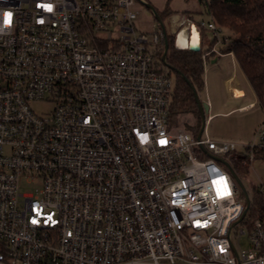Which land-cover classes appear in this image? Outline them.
<instances>
[{"label":"built area","instance_id":"1","mask_svg":"<svg viewBox=\"0 0 264 264\" xmlns=\"http://www.w3.org/2000/svg\"><path fill=\"white\" fill-rule=\"evenodd\" d=\"M138 3L0 0V264H264V184L249 227L238 146L174 125L165 26L153 54ZM175 23L212 34L204 62L230 43L212 18Z\"/></svg>","mask_w":264,"mask_h":264},{"label":"rangeland","instance_id":"2","mask_svg":"<svg viewBox=\"0 0 264 264\" xmlns=\"http://www.w3.org/2000/svg\"><path fill=\"white\" fill-rule=\"evenodd\" d=\"M151 1L152 3L150 5L153 9L156 12L159 11L156 2L154 4V0ZM162 1L166 3V1ZM182 4H184L182 11L191 14L196 23L209 20V17L204 14L203 6L199 0H184V2L182 0H178V2L174 0L172 2L173 7L177 6L181 8ZM137 9L140 11V16L134 22L135 29L137 32L148 36L150 40V45L148 46L149 51L153 54H156V52L159 54V47L154 45L155 26L158 24V20L155 14L142 4L138 3ZM179 12L182 13L181 11ZM174 19H176V17L172 15L162 22L169 34H171L169 23L171 24L174 22ZM182 32H184V30L176 37V47L179 40L181 43L180 34ZM222 32L227 38H233V34L227 30L222 29ZM201 35V45L203 43V51L207 53L210 45L213 44V37L212 34L206 30H202ZM221 49H219L220 52H222ZM216 58L218 60L215 61L214 64L211 63V60H216ZM207 61L208 62H204L205 87L202 92L198 93L199 100L203 107L209 103L208 110H205L204 135H207L211 140L217 143L230 142L237 144L238 149L236 154L239 156L235 158L228 156V162L235 169L237 177L247 190L251 202L255 203V200L260 197L258 195V188L260 184H264V157L256 154L255 160L250 162L246 148L254 142L257 143L255 135L260 130L264 131V107L257 101L250 84L242 74L238 62L232 55L223 54V56L218 57L217 54H213ZM162 69L171 76L173 80V90H175L177 81L176 75L166 66H163ZM229 79H231L230 86L235 87L236 84L237 94H243L241 97L232 95L228 90L227 84ZM251 103L255 104L254 107L244 111L240 110ZM32 108L39 115H45L47 112L51 111V106L46 103H34ZM173 123L179 128L188 125L194 127L197 124V117L192 114H183L174 118ZM188 130L195 135L197 134L196 131L191 129ZM237 158H241L240 163ZM239 164H243V166L247 168L242 170L239 168ZM35 190L34 187L21 186L22 193H33ZM249 219V215L247 214L245 221ZM245 241L246 238L241 239L242 246L245 245Z\"/></svg>","mask_w":264,"mask_h":264},{"label":"trees","instance_id":"3","mask_svg":"<svg viewBox=\"0 0 264 264\" xmlns=\"http://www.w3.org/2000/svg\"><path fill=\"white\" fill-rule=\"evenodd\" d=\"M203 6V12L209 18L216 21L221 29H225L233 38L230 43L220 47L222 54L233 53L240 70L250 84L257 101L264 107V0H199ZM174 15L169 3L165 10L158 13L163 22ZM176 36L171 35L165 29L164 43L168 44L166 55V67L177 77L174 90L170 117L174 118L183 114H192L197 117L196 126H185L199 132L202 126V118L195 100L193 88L197 94L205 87L203 43L199 52L189 49L182 50L176 47ZM213 44L210 45V49ZM207 51V52H208ZM214 58V56H213ZM175 124V123H174ZM232 157L237 154L229 155ZM263 156L264 153L258 154ZM239 159V160H238ZM241 158H237L240 163ZM244 170L247 167L239 164ZM248 224L261 217L262 203L260 197L251 204L248 212Z\"/></svg>","mask_w":264,"mask_h":264},{"label":"water","instance_id":"4","mask_svg":"<svg viewBox=\"0 0 264 264\" xmlns=\"http://www.w3.org/2000/svg\"><path fill=\"white\" fill-rule=\"evenodd\" d=\"M145 7H147L148 9H150L156 16L157 20L159 22H161L160 18L158 17V12H156L153 7L148 4V3H145ZM163 26V25H162ZM164 27V26H163ZM168 44L167 42L165 43V52H164V59L166 58V55H167V52H168ZM189 50L193 51V52H199L201 50V45L200 44H190L189 45ZM193 92H194V96H195V100H196V103L198 105V108H199V111H200V114H201V118H202V126H201V130L199 132V135L198 137L201 136V134L203 133V130L205 128V110H208V106L207 104L204 105V107L201 105V102L199 100V97H198V94L196 92V90L193 88ZM218 161L222 162V160L218 159ZM233 176L237 182V184L239 185L243 195H244V198H245V201H246V210H245V213H244V216L245 214L247 213L249 207H250V198H249V195H248V192L247 190L245 189V187L243 186V184L241 183V181L239 180V178L237 177L236 174L233 173Z\"/></svg>","mask_w":264,"mask_h":264},{"label":"crops","instance_id":"5","mask_svg":"<svg viewBox=\"0 0 264 264\" xmlns=\"http://www.w3.org/2000/svg\"><path fill=\"white\" fill-rule=\"evenodd\" d=\"M148 4H151L152 3V1L150 0H145ZM164 1H166V3L164 2L163 3V1L162 0H154V4H155V2H156V4H157V6L159 7V11H157L158 13H161V12H163L164 10H165V8L167 7V4L169 3V7H170V9H171V11H173L174 12V17H176V19H174V22H173V24L175 23V21H178L179 19H187V18H189V19H191V20H193L194 21V17L193 16H191V14H188V12H185V11H182L183 10V8H184V4H182V7L181 8H179V7H173L172 6V2L174 1V0H164ZM176 2H178V0H175ZM183 2H184V0H182ZM186 1V0H185ZM188 1V0H187ZM171 6H172V8H171ZM185 10V9H184ZM179 11H181L182 13H180ZM183 12H185V13H183ZM195 22V21H194ZM177 28V23H175L174 25H171L170 26V32H173L174 30H178V29H176ZM184 30V32L180 35L181 36V43H180V45L183 47V46H186V44H187V42H186V35H185V32H186V34H187V31H188V28L187 27H184L183 29H182V31ZM183 36V37H182ZM185 36V37H184ZM229 55H231V54H229ZM234 57V56H233ZM214 62H215V60H211V63H213L214 64ZM238 82L240 83V81L238 80ZM243 95V94H242ZM241 97V96H240ZM254 103H251L250 105H248V106H245V107H243V108H241L240 110H242V111H244L245 109H250V108H252V107H254Z\"/></svg>","mask_w":264,"mask_h":264},{"label":"bare ground","instance_id":"6","mask_svg":"<svg viewBox=\"0 0 264 264\" xmlns=\"http://www.w3.org/2000/svg\"><path fill=\"white\" fill-rule=\"evenodd\" d=\"M183 33V32H182ZM181 33V34H182ZM180 34V35H181ZM185 35H186V42H187V44H186V46H181V45H179V43H180V40H179V42L177 43V47L179 48V49H182V50H186L188 47H189V45L192 43V44H195V45H197V44H201V41H200V35H199V33L197 32V30H195L194 29V32H193V34H192V39L190 40V39H188L187 38V34H186V32H185ZM183 37V36H182ZM185 37V36H184ZM229 82H228V84H227V82H226V84H227V87H228V90L231 92V94L232 95H234V96H238V97H240V96H242V95H239V94H237V86H236V84H235V87H233V86H230V84H231V79H229L228 80Z\"/></svg>","mask_w":264,"mask_h":264},{"label":"snow or ice","instance_id":"7","mask_svg":"<svg viewBox=\"0 0 264 264\" xmlns=\"http://www.w3.org/2000/svg\"><path fill=\"white\" fill-rule=\"evenodd\" d=\"M43 7H47L49 10H51V6L50 5H44ZM10 18H11V14L8 13L6 14V19H5V23H10ZM36 221H33V223H35Z\"/></svg>","mask_w":264,"mask_h":264}]
</instances>
